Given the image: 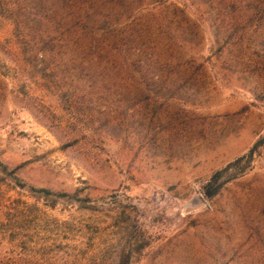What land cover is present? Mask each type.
Here are the masks:
<instances>
[{"label": "rangeland", "instance_id": "374dc122", "mask_svg": "<svg viewBox=\"0 0 264 264\" xmlns=\"http://www.w3.org/2000/svg\"><path fill=\"white\" fill-rule=\"evenodd\" d=\"M59 5L0 0V264H264V5L122 0L101 52Z\"/></svg>", "mask_w": 264, "mask_h": 264}, {"label": "trees", "instance_id": "16d2710c", "mask_svg": "<svg viewBox=\"0 0 264 264\" xmlns=\"http://www.w3.org/2000/svg\"><path fill=\"white\" fill-rule=\"evenodd\" d=\"M70 0H59V6L58 12L61 11V8L63 6L66 7L68 5ZM75 5L73 9V20H74V26L76 28V36L78 41L89 37L92 42L91 46L96 52H101V48H103V41H104V35L107 34L108 28L107 24L110 20H113L117 18L120 14L119 5L122 3V0H74ZM206 2L215 3L217 4L216 8V15L214 17V23L217 28V31L220 32L221 24L224 23L225 20H229V22L234 21H240V16H242L241 13L238 11L242 8H247L252 5H255V7L259 8L258 12L261 11V7L264 5V0H205ZM260 10V11H259ZM262 12V11H261ZM256 13V15H257ZM253 16V15H252ZM244 20L251 19V15L244 14V17L242 18ZM51 22L49 23L48 27L49 29L46 31V36L43 39L44 43L43 45L38 49L41 54L47 52L48 45L50 43V39H46L47 37L51 38V34L53 30L56 29V26L58 25V20L56 16H51ZM221 22V23H220ZM52 26L53 29H50ZM55 28V29H54ZM219 28V30H218ZM52 30V31H51ZM112 34V33H111ZM116 35H114L115 37ZM108 38V37H107ZM105 38V39H107ZM111 41V39H110ZM98 42V43H96ZM108 42V39L107 41ZM105 49V48H104ZM44 57V55H43ZM264 144V138L260 139L254 148L258 147L259 145ZM254 148L251 149L248 157V162L253 157ZM246 155H243L236 160L230 162L226 167H224L221 170H218L211 179L207 182L205 185V195L209 198L214 197L223 187V185L230 180L232 177H224L225 174L230 172V170H236L238 166L242 163V161L246 158ZM0 164H3L0 161ZM244 170V169H242ZM39 192L42 196L46 198H50L53 196H56L54 198L52 206L55 205V201H57L58 198H64L66 196L73 198H77V200L80 201H90V197L86 198H79L75 197L76 194L71 195L69 193H59L54 192L51 189L48 188H41L39 189ZM136 243H134L135 245ZM145 244H139L137 245V251H141L144 248ZM133 249L130 247V249H125L120 254V262L119 264H130L132 255H133Z\"/></svg>", "mask_w": 264, "mask_h": 264}, {"label": "water", "instance_id": "95a60500", "mask_svg": "<svg viewBox=\"0 0 264 264\" xmlns=\"http://www.w3.org/2000/svg\"><path fill=\"white\" fill-rule=\"evenodd\" d=\"M197 202H199V200H198V199H197L196 201H193L192 203H193V204H195V203H197Z\"/></svg>", "mask_w": 264, "mask_h": 264}]
</instances>
